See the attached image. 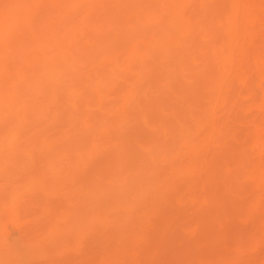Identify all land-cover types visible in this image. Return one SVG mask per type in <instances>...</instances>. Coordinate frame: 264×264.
<instances>
[{"label":"bare ground","instance_id":"obj_1","mask_svg":"<svg viewBox=\"0 0 264 264\" xmlns=\"http://www.w3.org/2000/svg\"><path fill=\"white\" fill-rule=\"evenodd\" d=\"M23 1L27 2V0H21V5H16L15 9L17 6L21 7ZM89 1L92 2V11L86 15L78 16L74 25H72V21L68 22L70 25L67 26L70 28L66 26L64 31H62L63 22L60 20V15L59 19L54 21H48L40 16L26 24L24 21V23L16 22L13 26L15 28L21 25L27 27L25 30L28 31V34V28L32 32L26 37V40L23 39L24 41L19 42L21 43L19 49L9 51L7 48V52H3L2 49L5 46L2 47L3 44H0V74H10L0 81V123L5 122L0 131V173L10 171L29 174L25 182L18 183L17 189L13 191L9 201L17 202L18 196L23 190H40L41 186L45 187L48 174H51L57 166H64L68 163L78 164L85 159L84 156L87 154V156H91L94 152L100 153L103 146L99 145L98 139L102 133L113 132L115 136L113 135L111 142L113 143L114 157L103 168L102 165L93 169L90 176L84 175V178L87 176L88 180L87 183H85L86 180H83L84 187H90V189L86 191L83 189L79 193L80 197L75 196L78 200L77 205L81 202L84 204L83 207L81 204L77 208L81 206L82 209H85L87 207L88 209L83 212L86 214L89 211L90 213L93 208L100 207L101 200L104 204L108 203L110 210L112 208L120 210L117 213L118 220L115 228L111 230V235L114 238H122L136 224L135 218L138 211L135 205L139 196L159 198L158 209L163 212L164 218L153 227H149L148 230L142 229V237L146 238V241H150L149 243L160 241L159 245L162 246L169 243L170 245L174 244L175 241L171 243L173 241L171 239L174 238L173 234L169 235L166 232L172 230L170 229L171 224L178 218L174 209L177 210L179 207V199L184 200L190 197H186L187 193L183 194L180 191L181 196L179 192L180 182L184 177L191 173L201 175L202 182L212 187L210 198L212 197L213 200V196H215L218 203L224 200L222 202L224 204L226 199L231 197V190L230 192L225 190L220 180L236 173L231 178L235 179L238 186H241L243 184L240 183L246 181L245 178L250 172L249 167L246 166V162L250 160V154L247 152L236 159V166L230 173H227L230 164L223 157L210 156L202 161H194L196 152L202 145L206 144L208 148L221 147L220 140L223 131L228 128V124L214 126L208 120L209 116L214 114L216 106L214 103L218 96L216 95V86L205 81L207 71H202L206 74L187 73L189 69H197L198 66L217 65V62L212 63L210 59L214 57V53L220 56L219 65L224 68L229 61L240 59L239 53L234 50L238 33L242 31L243 25L246 26L247 22L250 23L253 20L254 23H257L259 0H252L244 4H240L236 0H217V8H211L209 0H199L190 11L186 6L188 11L186 13L182 10V6L189 0H150L149 8L142 17L140 15L143 11L138 14L139 17L136 15L137 11L135 12L137 1L135 4L133 2L134 9L129 6V1L127 3L124 0L127 3L125 8L122 7L123 2L120 3L121 6L115 2L119 5L120 15L122 14L121 10L127 12L132 10L135 12H133L135 16L132 17V12L128 14L123 11V19L118 20H116L117 16H113L118 15L117 12H114L113 15L109 14L112 10L114 11L116 5L107 13L108 10L104 11V0ZM107 1H109L108 7H110L111 1ZM18 2L19 0L14 1L15 4ZM153 2L155 6L151 7ZM130 4H132L131 0ZM143 4L146 9L147 2ZM143 6H141L142 9ZM24 7L25 5L22 8ZM139 7L140 5H138V10ZM8 9L7 11H9ZM102 9L103 11H101ZM14 13L17 11L14 10ZM9 21L12 20L8 18ZM157 21L159 26L151 24ZM141 26H145V28L140 29ZM152 26L153 29H148ZM139 29L141 33L138 32ZM148 40L151 42L147 49L145 43ZM213 40L214 43H212ZM169 43L173 44L174 53L170 51ZM176 48L182 50L180 55L175 53ZM156 53L159 54V58H156L157 61L154 59ZM152 61L154 62L152 63ZM102 64L107 66L104 73H101L98 68ZM99 74L106 75L101 77ZM235 74L239 73L235 71ZM78 75L81 76L80 80H77L76 83L70 82L72 79L69 78L73 76L76 78ZM149 76L152 81L145 80ZM115 80V83L117 80H122L124 83L110 92L104 89V84ZM173 80H177L178 84L172 85L171 81ZM231 91L235 99L229 108L239 107L243 101V93L234 87ZM105 96H109L110 100L113 99L112 105L105 103ZM108 105L110 108H107ZM98 107H105V116L114 110L122 109V115L111 124V130L108 129L110 124L109 126L104 124L105 117H102L104 120L97 118L95 111ZM151 111L159 113L156 122H152L155 118L151 117L153 116ZM38 119L40 120L38 121ZM42 120L46 125L55 120H61L65 127L58 134L46 135L39 139L32 138V129L35 126L40 127L43 123ZM143 130L148 133L152 131L153 137L157 136V138L146 137L148 133L145 134ZM22 131H24L23 134ZM206 132H209V139L202 144L198 137ZM61 143H64V146L58 147ZM76 143L80 145L77 146ZM246 143H243V146ZM184 147H191L192 150L185 151ZM130 161L132 163H128ZM100 167L101 169H98ZM95 170L96 172H94ZM107 171H111L109 173L112 177L110 174L104 176ZM91 184L94 185L91 187ZM72 188L76 189L75 186ZM110 189L111 193L114 191L117 195L116 197L112 193L111 198L114 196V201H116V204L111 202L114 204L112 207H109L111 200L108 193ZM100 190L101 197L103 198V193L104 197L108 194V198L105 197V201H103L104 199L102 200L100 197L98 205H94L92 203H94V199H97L94 196ZM18 191H20L19 194ZM69 193H71L70 190ZM261 197L264 199V192L254 201L261 200ZM98 200L95 202L97 203ZM229 201L227 200V203ZM0 202L2 204V200ZM62 204L58 205L62 207ZM104 204H102L103 207L101 205L102 212ZM89 205H94V207ZM55 206L54 209L57 208L56 203ZM68 207L69 210L73 209V206L71 207L69 204ZM53 211L56 212V209ZM112 211L109 212L106 209L105 214L102 212L101 214L107 218V215ZM111 215L108 219L111 218ZM262 215L264 218V214ZM51 218L53 219L52 216ZM181 218L184 217L181 216ZM3 219H6V216ZM72 219L73 217L68 221L70 222ZM15 221L17 224V220ZM198 221L202 223L201 219ZM73 222L77 224V221L73 220L72 225ZM63 225L66 224L63 223ZM86 226L83 224V229ZM71 229L73 230L72 227ZM79 229L82 230L81 225ZM165 229L167 230L164 231ZM241 232L243 231L241 230ZM73 233H75V229ZM62 234H64V229ZM177 237L175 234L176 239ZM60 239L56 243L53 241V237L50 239L56 249L62 245V238ZM65 243L67 242L63 241V245ZM259 243L261 240L257 246ZM100 244L102 242L98 237L95 247ZM11 248L14 253L15 247ZM91 249L94 250V246ZM236 249L240 250V245L237 244ZM156 252L159 253L158 246L153 249L154 255ZM230 252L229 255H224V259L219 252V258L222 256L221 260L217 257L216 259H219L218 262H220L236 257L237 260L238 252L234 251L232 255ZM210 256L214 258L213 254ZM95 257L97 258V256ZM104 263L106 262L103 261L102 264Z\"/></svg>","mask_w":264,"mask_h":264},{"label":"rangeland","instance_id":"obj_2","mask_svg":"<svg viewBox=\"0 0 264 264\" xmlns=\"http://www.w3.org/2000/svg\"><path fill=\"white\" fill-rule=\"evenodd\" d=\"M14 1L16 0H0V44H3L2 47L5 46V48L2 49L4 50L3 52H7V48H9V51L19 49L18 47L21 44L19 42H22L23 39L26 40V37L32 34L30 28H28L29 34L28 31L26 32L25 29H27V27L25 28L24 26L18 25L14 28L13 26L16 22H25L26 24L34 19H38L40 16L48 21H54L58 20V16L60 15V20L63 22L62 31H64V27L66 28L71 21L72 25H74L73 23H75V19H77L78 16L81 14L86 15L92 11V2L89 0H32L31 2L27 0V2L23 1L24 4L22 3L21 7L19 6L20 10L18 6L15 9V6L21 5V0H19L17 4H15ZM104 1V11L108 10L107 13L116 5L114 11L112 10L111 13L109 12V14L112 15L116 12L118 13V15H113L115 17L117 16L116 20L123 19V13L127 12L121 10L122 14L120 15V9L118 10L120 3L122 4L123 2L122 7L125 8L129 1V6L135 9L133 2L135 4L137 1L140 7L144 5L143 3L147 2L148 5H145L146 9L143 6V9L139 7L138 10L137 5L135 9V12L137 11V17H139L138 14H141L142 11L141 17L146 13L145 11L149 8L150 3V0H131L132 4H130V0H125L127 3H125L124 0H110L111 6L108 7L109 1ZM198 1L199 0H189L182 6V10L185 11V13L188 12L187 8H185L186 6H188L189 11L192 10L197 5ZM209 1L211 8H217V0ZM236 1L240 2V4H244L252 0ZM24 5L25 7L22 8ZM153 6H155L154 2L151 7ZM257 6L259 12L257 23H254L253 20L250 23L247 22L246 26L243 25L242 31L238 33L234 50L239 53V60L233 62L229 61L225 68L220 67V56L214 53V57L210 59L212 63L217 62V65L198 66L197 69H189L187 73L206 74L202 73V71H207L208 74L205 81L210 85L213 84V86H216V95L218 96V99L214 103L216 104L214 114L210 115L208 120L210 124L214 126L228 124V128L223 131L220 140V148L206 147L204 143L209 139V132L199 135L198 140L200 139V142L204 145L197 150L194 161H202L210 156L223 157V159L230 164L227 172L230 173L236 166V159L242 156L243 153L246 154L245 152L249 153L250 160L247 161L248 163L246 162V166L249 167L248 170L250 172L245 178L246 181L239 182L243 184L241 185L242 187L236 184L235 179L231 178V174L230 177L226 176V178L220 180V183L225 190L229 192L231 190V197L226 199L224 204L222 203L224 201H222V199V202L219 201L218 203V199L215 196L213 197L214 199L216 198V200H212V197L210 198L212 187L202 182L203 177L201 175H194V173H191L181 180V190L179 189V192L182 191L183 194L187 193V196H185L190 197L184 200H181V198L179 199V207L177 206V210L174 209L176 214H178V218L171 224L172 227L170 229L172 230L166 232L169 235L173 234L174 238L171 239L173 240L171 243L175 241L174 244L170 245L169 243L166 246H162L159 245L160 241L157 243L155 241L149 243L150 241H146V238L142 237V229L145 228L148 230L149 227H153L164 218L163 212L158 209L159 198H147L143 195L139 196L138 202L135 205L138 211V215L135 218L136 224L128 230L124 237L114 238L111 235V230L115 228L119 216L117 213H119L120 210L118 211V209L112 208V211L108 208V203L104 204L100 200L101 205H105L103 208L104 211H106V209L109 212L112 211V215L109 214L111 218L108 219L109 215H107V218L104 217V215L102 216L101 205L100 207L91 208L92 206L94 207L95 204L98 205V199L101 197V190L97 193L98 190L94 196V198L96 197V200H98L97 203L94 199V203H92L94 205H89L92 209L90 210L91 214L89 211H87L86 214L83 212V210L86 211V209H88L86 207L87 204L85 203L86 208L82 209L84 204L81 202L77 205L78 200L76 198L80 197L79 193H81L83 189L84 191L90 189V187H84L83 180H86L85 183L88 182L87 176H90L91 172L93 173V169L102 165L103 168L108 165L114 157V148H112L113 143L111 142V138L115 135L113 132H105L102 133V136L98 139L99 145L103 146L100 153L96 154V152H94L91 156H87V154L84 156L85 159L78 164L68 163L64 166H57L52 173L50 172L51 174H48L45 187L41 186L40 190H23L18 196L17 202L12 201L13 203H11V201H9L11 195L13 191L17 189L18 183L25 182L29 174L10 171L0 173V201L2 200V204L0 202V264H102L103 261L106 262L104 264H264V218L262 215L264 214V199L261 197V200L257 199V201H254V199L264 192V0H259ZM10 8L13 9V11H11ZM7 9L9 11H7ZM14 10L17 11L18 14L14 13ZM101 11H103V9ZM130 12L133 13L134 11L129 10L127 13L129 14ZM27 13L30 14L28 15ZM132 13L131 15L134 17L135 14L133 13V15ZM8 18L12 21L8 22ZM64 23L65 25L63 26ZM151 24L159 26L158 21ZM7 28L9 29L7 30ZM68 28H70V26ZM142 28H145V26L140 27V29ZM140 29L138 32H140ZM148 29H153V26ZM10 30H12V32H9ZM150 42L151 40H148L145 43L147 49L148 45L150 47ZM212 43H214V40ZM169 44L171 48L170 51L173 52V44ZM174 51L178 55L182 53L180 48H176ZM156 58H159V54L157 53L156 56L154 55V59ZM157 60L158 59H156V61ZM153 62L154 61H152V63ZM98 68L101 73H104L107 66L102 64L99 65ZM235 71L239 74H235ZM8 75L10 74H0V81L4 80ZM103 75L105 77L106 74H99L101 77H103ZM80 77L81 76L78 75L76 78L73 76L69 79H72L70 82L76 83L77 80L81 79ZM149 78L150 76L146 77L145 80L152 81V79L150 80ZM155 81H157V79H155ZM115 82L116 80L107 82L104 84V89L110 92L124 83L122 80H117V83ZM171 84L175 86L178 84V81L173 80ZM233 87L243 93V101H241L239 107L229 108L233 105L235 99L231 91ZM105 100V103L110 105L114 102L113 99L110 100L109 96H105ZM110 105H108L107 108H110ZM104 109L105 107H98L95 111L96 113H94L98 119L105 117L104 124L107 126L110 124L108 129L111 130V124L120 118L122 109L114 110L110 112L109 115L106 114V116L104 114ZM150 113L153 115L151 117L155 118L152 122H156V117L159 116V113L157 111H151ZM103 118L102 120H104ZM39 120L40 119H38V121ZM42 121L43 123L40 127L35 126L32 129V138L35 137L39 139L46 135L58 134L65 127L61 120H55L49 125H46L44 120ZM4 123L5 122L0 123V131ZM153 124L155 126V123ZM18 128H20V126H18ZM143 131L145 134L148 133L146 130ZM151 132L152 131H149L146 137L157 138V136L153 137ZM23 133L24 131H22V134ZM243 143H246V145L243 146ZM63 144L64 143H61L58 147L64 146ZM75 145L79 146L80 144L76 143ZM188 149L192 150L191 147H184L185 151ZM128 163L132 162L130 161ZM98 169H101V167ZM96 170L94 172H96ZM109 172L107 171V174H104V176L110 174ZM86 174L87 176L84 178ZM110 177H112L111 174ZM97 183L99 184V182ZM93 185L94 184H91V187ZM74 186L76 189L72 188ZM85 186L88 185L85 184ZM69 190L71 193H69ZM19 193L20 191H18V194ZM110 193L111 189L108 193L111 201L108 199V202L110 201L109 207H112L116 204L114 196L111 198L112 193L116 197L117 195L114 191ZM182 193L180 192L181 196ZM108 194L107 196L105 195V197L108 198ZM72 196L76 197L73 199ZM102 196L103 198L101 197V199L105 201L103 193ZM227 200H230L231 203L230 201L227 203ZM112 201L114 204L111 203ZM55 203L57 205V208H55L56 212L53 211L55 210L54 207H56ZM59 203L60 205L63 203L62 207L58 205ZM68 204L71 207L73 206L72 210H69ZM81 204H83L82 207L80 206V208H77ZM104 211L102 212L103 214H105ZM181 213L182 215H180ZM88 214L89 216H87ZM98 215L100 216L97 217ZM4 216H6V219H3ZM74 216H76L75 219ZM181 216L184 218H181ZM71 217H73V219L69 222L68 220L71 219ZM106 219L107 221H105ZM199 219L202 220V223L198 221ZM15 220H17V224ZM73 220L77 221V224L73 222L76 224V228L74 224H71ZM63 223L66 225L64 226ZM83 224L84 226L85 224L87 225L84 229ZM80 225L82 226V230H78ZM45 227L46 230H44ZM71 227L73 230L75 229V233H73ZM63 229L64 234H62ZM166 230L167 229L164 231ZM241 230L243 232H241ZM100 234L101 236H99ZM175 234L176 237L178 236L177 239L175 238ZM97 236L102 244L95 247L96 241H98ZM52 237L55 243L62 238L61 244L63 245L64 241L67 242L65 243L67 245L64 244L60 246V244H57L60 248L56 249L54 247L55 244L53 245V242L50 241ZM258 239L259 241L261 240V243L257 246L259 242ZM92 240H94V242H92ZM237 244L240 245V250L236 249ZM93 246L94 250L91 249ZM157 246L159 253H157V250V254L155 253L154 255L153 249ZM11 247H15L14 253ZM118 249L121 251H117ZM233 250L238 252H236L238 257L237 260L236 257H232L231 260L228 258V260L218 262L219 259L221 260L222 256V259H224L225 254L229 255L230 251L232 255L234 252ZM219 252L222 255L220 258ZM212 254L214 258L210 256ZM95 256L99 259L97 260ZM216 257L219 259H216ZM11 261L13 263H10Z\"/></svg>","mask_w":264,"mask_h":264}]
</instances>
